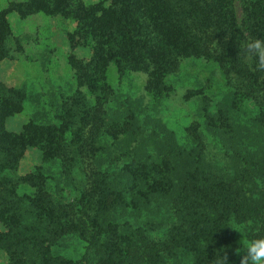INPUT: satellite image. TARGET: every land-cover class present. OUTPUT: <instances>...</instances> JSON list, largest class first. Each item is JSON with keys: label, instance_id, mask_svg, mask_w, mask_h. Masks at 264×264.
<instances>
[{"label": "trees", "instance_id": "trees-1", "mask_svg": "<svg viewBox=\"0 0 264 264\" xmlns=\"http://www.w3.org/2000/svg\"><path fill=\"white\" fill-rule=\"evenodd\" d=\"M51 2L76 23L72 48L87 38L92 53L89 59L70 54L78 89L63 100L53 120L31 119L13 132L5 127L11 105L0 103V170L18 166L27 140L42 151L43 161L60 160L62 178H69L75 155L89 157L90 170L87 185L70 200L50 192L51 173L42 166L16 179L0 177V219L6 227L0 231V247L9 264H35L34 254L42 264H170L167 256L177 249L191 250L197 264H215L216 256L227 253L229 264L234 243L224 229L227 219L251 221L250 240L264 236V147H250L242 136L246 131V137L264 141V96L263 110L251 126L239 113L246 99L264 94V72L255 70L254 61L238 58L239 45L248 38H264V0H242L241 22L237 0L12 2L0 10V48L12 34L10 12H33ZM188 57L217 62L227 77L234 74L242 81L207 117L212 133L225 137L226 166L208 158L197 125L188 128L195 145L187 147L158 115L141 119L133 108L114 111L110 106L115 94L106 78L110 64L120 77L146 73L145 88L155 109L171 91L167 76ZM84 86L91 92L90 104L84 101ZM9 91L8 99L16 100L20 91ZM21 100L22 95L19 106ZM121 160L122 167L112 171ZM22 184L32 190L18 192ZM164 208H172L177 221L163 241L152 237V224L129 217ZM69 234L87 242L77 261L58 258L51 250Z\"/></svg>", "mask_w": 264, "mask_h": 264}, {"label": "rangeland", "instance_id": "rangeland-1", "mask_svg": "<svg viewBox=\"0 0 264 264\" xmlns=\"http://www.w3.org/2000/svg\"><path fill=\"white\" fill-rule=\"evenodd\" d=\"M25 1L0 0V10L9 7L12 2ZM83 1L92 4L100 0ZM236 5L238 19L241 22L242 0H237ZM8 20L12 34L7 39L5 48H0V103L6 102L11 105V114L5 117V127L10 131L20 132L31 119L38 122L54 119L63 100L74 96L78 89L76 71L70 63V54L74 51L76 56L89 59L92 50L87 38H79V44L72 48L70 34L74 31L76 23L59 14L54 2L47 3L46 6L42 4V8L33 12L12 11L8 14ZM106 78L115 90L110 104L114 111L133 108L139 112L141 119L149 115H158L174 132L176 140L187 147L195 145L189 137L188 128L197 125L203 133L208 158L220 167L226 166L230 161V155L226 152L229 148L225 143L223 144L225 137L212 133L208 128L207 117L216 112L227 92L236 88L238 84L240 86L242 81H239L234 74L227 77L217 62L204 57L183 59L179 69L167 76L166 80L171 86V91L155 109L145 88L148 78L146 73L132 71L120 77L114 64H110ZM262 80L264 82V76ZM9 88L20 91L14 101L8 99ZM80 89L85 96V103L90 104L91 92L86 86ZM21 95L23 101L21 100L22 105L19 106L18 99ZM263 96L264 94H261L258 98L244 100L245 103L239 111L242 122L251 126L253 117L260 115L263 110L261 99ZM77 126L75 123L73 128ZM242 132V136L247 138L244 142H249L250 147L251 145L254 148L264 147L262 139L246 137L248 132ZM27 142L29 147L18 166L15 169H1L0 177L5 175L16 179L42 166L51 173L48 187L56 197L70 200L73 196L80 195L87 185L91 159L82 155L76 158L75 155L69 178H62L60 160L43 161L42 151L31 146L30 140ZM70 152L74 156V150L70 149ZM123 162L124 160H121L115 164L112 171L119 170ZM31 190L27 185L22 184L18 192ZM129 217L152 224L155 229L151 235L157 241L165 240L171 233L174 222L177 221L172 208L145 211L142 217L138 218H135V215ZM250 225L251 221L240 223L234 218L226 220L224 229L234 243L233 258L229 264H239L240 257L235 250L242 247L240 243L242 239L245 244L251 241ZM4 230H6L5 224L0 219V231ZM86 248L87 242L76 234L65 235L51 246L55 256L69 261L81 259L87 251ZM167 260L170 264H197L193 252L188 249H177L173 254H168ZM34 261L35 264H42L37 254L33 255ZM0 264H9V255L1 247Z\"/></svg>", "mask_w": 264, "mask_h": 264}, {"label": "clouds", "instance_id": "clouds-1", "mask_svg": "<svg viewBox=\"0 0 264 264\" xmlns=\"http://www.w3.org/2000/svg\"><path fill=\"white\" fill-rule=\"evenodd\" d=\"M231 33L225 39H229ZM238 58H243L245 61H254L255 70L264 72V38H248L243 47L239 45ZM243 233V232H242ZM244 236V233H243ZM242 247L235 250L239 255V264H264V236H257L245 244L240 241ZM215 264H228V255L216 256Z\"/></svg>", "mask_w": 264, "mask_h": 264}]
</instances>
